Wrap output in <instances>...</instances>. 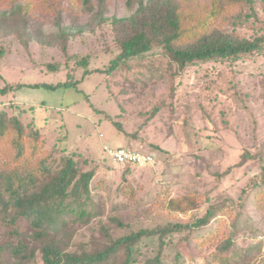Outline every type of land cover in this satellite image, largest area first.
<instances>
[{
  "label": "rangeland",
  "instance_id": "374dc122",
  "mask_svg": "<svg viewBox=\"0 0 264 264\" xmlns=\"http://www.w3.org/2000/svg\"><path fill=\"white\" fill-rule=\"evenodd\" d=\"M16 1L28 3L30 10L24 19L0 18V87L6 82L55 84L68 74L78 81L76 89L25 86L0 95V110L20 114L23 108L19 117L26 141L33 127L40 131L38 155L54 157L66 148L78 155L81 169H95L93 207L87 206L93 213L61 232L64 249L89 252L132 230L192 222L216 204L221 211L191 236L167 237L166 264H174L177 252L185 264H264V54L180 71L153 48L110 69L119 51L116 32L107 20L97 19L98 12L104 18L127 17L139 1L148 0L130 5L104 0V8L97 0L86 5L83 0H0V11ZM211 1L177 3L197 18L208 12ZM255 5L264 20V0ZM246 11L240 6L220 11L212 26L250 37L257 32L250 24L235 23V16ZM125 131L138 135L125 137ZM124 141L155 152L154 163L128 169L112 163L103 145ZM255 185L262 189L257 197L239 200L243 189L252 196ZM179 202L182 210L171 209ZM227 238L232 239L229 248L218 255L216 246ZM25 240L33 255L15 259L5 249L0 264H42L39 242ZM155 248L152 241L144 242L138 264Z\"/></svg>",
  "mask_w": 264,
  "mask_h": 264
},
{
  "label": "trees",
  "instance_id": "16d2710c",
  "mask_svg": "<svg viewBox=\"0 0 264 264\" xmlns=\"http://www.w3.org/2000/svg\"><path fill=\"white\" fill-rule=\"evenodd\" d=\"M89 1L83 0L85 5ZM134 1L126 0L128 5ZM255 1L212 0L208 12L197 18L184 14L179 9L177 0H148L145 4L139 1L131 15L120 18H104L102 11H99L97 19L100 22L107 20L116 32L115 40L119 51L111 60L109 68L114 69L120 61L141 56L153 48H159L180 71L203 63L232 62L243 57L262 55L264 20L258 17ZM97 2L98 7L104 8V0ZM238 6L247 11L243 14L244 17L240 13L235 16V23L250 24L257 31L250 37L212 26L220 11L226 12L229 8ZM29 10L28 3L16 1L9 10L0 11V18L15 16L24 19ZM186 19L193 23L186 24ZM1 54L2 50L0 56ZM81 61L79 63L86 62L85 59ZM49 67L52 70L55 68L53 65ZM77 82L71 80L69 74L67 80L55 84L6 82L0 87V95L25 86L47 90L72 86L76 89ZM22 112L23 108L20 114ZM20 114L0 110V252L9 250L11 258L25 259L34 254L31 250L27 252L25 239L30 237L39 242L42 264H138L139 256L143 254L142 244L152 241L156 246L155 254L145 258L142 264H166L163 251L167 237L181 233H186L185 238L191 236L214 219L223 208L222 205L212 204L192 222H167L151 228L132 230L117 238H109L102 247L89 252L83 249L80 252L65 250L61 232L69 223L82 222L93 213L92 210H87V206L93 207L90 181L95 169H81L78 155L66 148L58 149V154L54 157L49 153L38 155L36 142L40 131L33 127L29 141H26L27 135ZM30 125L33 124H28ZM114 125L117 130L123 131L119 123L114 122ZM122 133L131 138L138 135L137 132ZM11 150L14 151L12 154ZM247 158H243L241 162ZM134 165L121 166H127L128 169ZM253 189L256 191L252 192V196L250 190L243 189L239 200L257 197V193L262 191L257 185ZM179 203L176 204L178 208L170 204L171 209L182 210V204ZM188 204L193 206V201L188 199ZM231 242L232 239L227 238L217 245L216 253L222 255ZM180 257V252H177L174 264H185Z\"/></svg>",
  "mask_w": 264,
  "mask_h": 264
},
{
  "label": "built area",
  "instance_id": "2783aa9c",
  "mask_svg": "<svg viewBox=\"0 0 264 264\" xmlns=\"http://www.w3.org/2000/svg\"><path fill=\"white\" fill-rule=\"evenodd\" d=\"M99 136L102 137V134ZM103 150L106 152L112 163L119 165H150L154 163L156 158V153L153 151H144L127 145L110 147L107 144H104Z\"/></svg>",
  "mask_w": 264,
  "mask_h": 264
},
{
  "label": "crops",
  "instance_id": "0c3cea01",
  "mask_svg": "<svg viewBox=\"0 0 264 264\" xmlns=\"http://www.w3.org/2000/svg\"><path fill=\"white\" fill-rule=\"evenodd\" d=\"M123 144H124V145H127V144H126V141H124V143H123Z\"/></svg>",
  "mask_w": 264,
  "mask_h": 264
}]
</instances>
